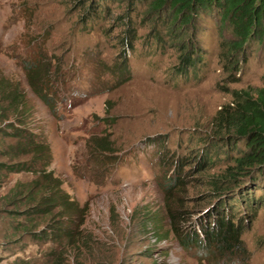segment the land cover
<instances>
[{"label":"rangeland","instance_id":"374dc122","mask_svg":"<svg viewBox=\"0 0 264 264\" xmlns=\"http://www.w3.org/2000/svg\"><path fill=\"white\" fill-rule=\"evenodd\" d=\"M89 7L97 15L84 20ZM151 14L148 4L128 9L126 0H0V76L20 84L30 112L26 136L44 140L46 170L80 208L63 219L57 211L25 215L27 203L11 199L35 174L4 167L0 264H264V184L252 190L262 201L245 191L251 181L243 175L232 189L215 192L209 184L232 158L211 117L234 89L264 85V43L252 39L243 55H230L234 36L218 19L197 18L175 36ZM127 16L134 21L131 44ZM189 38L198 49L185 65L180 56ZM120 64L128 70L122 80ZM8 126L0 118V127ZM104 139L111 150L102 148ZM16 141L0 136L3 164L30 157L24 147L5 149ZM208 142L225 149L206 152ZM208 154L214 159L203 170ZM177 156L188 175L166 191L173 171L164 161ZM174 205H181L183 231L212 221L219 210L237 219L241 251L184 247L169 213ZM55 224L74 233L61 238L48 227Z\"/></svg>","mask_w":264,"mask_h":264},{"label":"trees","instance_id":"16d2710c","mask_svg":"<svg viewBox=\"0 0 264 264\" xmlns=\"http://www.w3.org/2000/svg\"><path fill=\"white\" fill-rule=\"evenodd\" d=\"M126 2L128 9L148 4L152 14H155L154 22L168 25L167 28H170V33L172 29L177 30L175 36L184 35L186 31L184 30L183 33L180 31H183L188 24L192 25L197 18L218 19L216 21H219L220 25H227L231 28L234 36V40L230 44V55L238 52V54L243 55L244 44L250 43L252 39H257L261 45L264 43V0H126ZM95 10L89 7L88 15L86 14L89 18L87 19L85 16H81V18L84 20L93 19V16L97 15ZM132 22H134L133 19L127 16V34L125 35V39L127 38L125 43L127 44H131V38L134 37ZM191 39L189 38L186 45L187 51L180 56L181 63L185 65L192 62L191 53L194 52V58L197 55L198 48L191 43ZM26 66L29 76H32L35 71L29 63H26ZM127 71L125 66L119 65L118 73L121 80L127 77ZM33 88L46 103L51 104L50 96L42 91L39 86L34 84ZM29 115V105L20 84L12 82L4 75L0 76V118L9 125L8 127H0V136H15L17 139L12 147L5 149L12 148L11 150L16 152L15 148L21 150L24 147L22 154L28 153L30 155L26 159L7 165L0 162V171L4 170L5 167L8 170H27L35 174V178L30 183L23 184L21 189L14 191L11 203L18 206L21 201L26 202V207H29L30 210H26L25 215L41 216L57 211L58 214H63L60 218L63 219L71 216L80 208L76 202L69 200L68 194L60 187L58 177L54 176L51 170H46L50 155L44 140L37 138L34 133L31 136L28 135L29 137L26 136L28 132L26 121ZM210 123L211 127L221 134L219 137L222 143L232 145V149L231 147L228 149V157H232L231 163L222 169L220 175L211 176L209 183L211 188L217 192L222 191V188L227 185L234 184L230 187L232 189L238 184L236 180L243 175L251 181L250 190L246 186L245 191L250 192L252 197V190L260 188L258 185L264 184V85L253 90L247 87L234 89L231 100L220 104L213 113ZM23 138L27 141L23 142ZM107 141L104 139L100 144L102 148L111 150L110 143L108 144ZM219 145L208 142L206 152H215L216 154L217 149H225L219 148ZM233 151H237L238 154H230ZM210 155L203 157L201 162L203 170L205 169L203 166L214 159L212 157V159L207 160ZM164 162L173 171L165 178L164 187L166 191H169L183 183L188 174L183 168L184 163L181 157L177 156L174 160H165ZM255 196L253 199L262 201V193ZM250 199L252 201V198ZM174 206H169V213L175 222L173 224L174 231L184 247L194 244L200 248H207L208 252L218 251L223 255L233 254L237 250L241 251L243 225L237 219L234 220L229 214L219 210V216H215L212 221L209 220L210 218L204 223L200 220L198 227L192 225L189 231H183L180 227L179 208L181 205ZM48 227L61 238L70 237L74 233V228L69 225L55 224ZM46 235L48 234L46 233Z\"/></svg>","mask_w":264,"mask_h":264}]
</instances>
